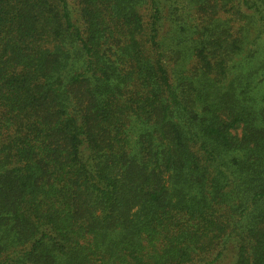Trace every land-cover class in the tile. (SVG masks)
Segmentation results:
<instances>
[{
    "label": "trees",
    "instance_id": "trees-1",
    "mask_svg": "<svg viewBox=\"0 0 264 264\" xmlns=\"http://www.w3.org/2000/svg\"><path fill=\"white\" fill-rule=\"evenodd\" d=\"M263 40L264 0H0V264H264Z\"/></svg>",
    "mask_w": 264,
    "mask_h": 264
},
{
    "label": "rangeland",
    "instance_id": "rangeland-1",
    "mask_svg": "<svg viewBox=\"0 0 264 264\" xmlns=\"http://www.w3.org/2000/svg\"><path fill=\"white\" fill-rule=\"evenodd\" d=\"M202 6H204V5H202ZM206 7V6H205ZM207 13H208V15H209V10L207 9ZM188 13H191V12H188ZM220 16H221V14H220ZM196 18H198V16L197 15H195V14H193V17H189V19L191 20V22H196L195 21V19ZM219 18V20H224L225 18H227V16L225 15V17L224 16H222V17H218ZM218 20V19H217ZM255 26V25H254ZM254 31H253V29L251 30V38H253V35H254V33H253ZM173 48L176 50V48H175V45H173ZM257 50H258V52L259 53H262L261 55H264V40L262 41V42H260L259 43V45H258V47H257ZM177 51V53H178V50H176ZM181 55V54H180ZM239 61V59H237V60H235L234 62L236 63V62H238ZM253 65H251L250 67H252ZM251 69H249V71H250ZM248 71V68H246L245 70H243V74H245V72H247ZM250 81H248V83H250V90H251V95H253V96H255L256 98H257V101L259 100V99H261L262 98V96H264V77H261L260 75H256V76H254V77H252L251 79H249ZM247 83V84H248ZM167 178V177H166ZM169 190H171L170 189V187H169Z\"/></svg>",
    "mask_w": 264,
    "mask_h": 264
}]
</instances>
